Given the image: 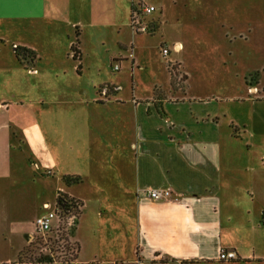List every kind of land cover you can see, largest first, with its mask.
<instances>
[{"label": "crops", "instance_id": "crops-1", "mask_svg": "<svg viewBox=\"0 0 264 264\" xmlns=\"http://www.w3.org/2000/svg\"><path fill=\"white\" fill-rule=\"evenodd\" d=\"M179 4L191 6L194 19L218 18V51L248 42L254 32L238 27L243 0L173 3ZM155 9L157 18H143L150 32L135 33L132 0H0V264H24L21 253L35 238L41 209L22 205L21 185L40 187L41 180L54 189V203L45 199L44 208L59 192L82 207L71 238L77 258L57 264H264V70L252 71L260 87L247 108L234 106L245 105L244 98L194 91L186 59L192 35H185L181 16L167 29L164 11ZM152 39L164 79L150 69ZM104 46L106 59L99 55ZM162 46L170 48L168 58ZM168 63L186 76L182 89L173 86ZM144 74L153 76L149 92L141 89ZM40 82L48 89L41 102L46 165L29 156L25 179L11 100L24 87L36 92ZM96 172L108 179V187L94 184L109 200H98L90 224L87 199L72 189ZM65 177L80 182L68 185ZM149 190H170L172 197L154 201ZM221 250L236 259L220 261Z\"/></svg>", "mask_w": 264, "mask_h": 264}, {"label": "rangeland", "instance_id": "rangeland-1", "mask_svg": "<svg viewBox=\"0 0 264 264\" xmlns=\"http://www.w3.org/2000/svg\"><path fill=\"white\" fill-rule=\"evenodd\" d=\"M142 1L145 5L152 4L158 9L162 8L165 20L168 24L167 29L176 26V17H182L180 23H182L183 29L185 28V35H192V44L186 52V59L190 62V65H192V89L194 91L224 93L232 97H238L239 100H241L240 98H244L246 101L245 105L237 103L234 106H245V108H247L250 104L247 98H252L255 93V90L252 89L264 85V76L260 85H258L259 80L256 74L252 72L260 70L263 74L262 70H264V0H243L241 9L244 11V18L239 21L238 27L244 29L247 26H251L254 32L250 36L248 42H236L232 46H229L233 48L229 52L223 49L218 51V47L216 48V45H214L216 43V29H218L215 26V22L218 18L212 22L210 19H194V17H192L193 12L190 13L191 6L188 10L184 9L181 4L173 5L175 0ZM134 2H137V0H134ZM157 15H159V12L146 17L150 19L157 18ZM180 37L185 39L184 33H181ZM114 38H116V36H114ZM148 42L152 45L147 55L150 62V69H152V75L160 76L164 79L165 71L161 63V56L157 50L158 41L152 39ZM108 47L109 46L101 47L99 52L101 58H108L109 54L106 53ZM115 49L120 51L117 46H115ZM92 57L96 58L97 56L93 54ZM111 75L117 76L118 74L111 73ZM76 77H78L77 74ZM151 79L146 74L143 75V86L141 89L144 92H149L152 86ZM172 80H174L173 86L176 89H182L186 81V76L183 74L180 75L177 69H175L174 74L172 72ZM125 82L126 88L129 90V81ZM84 85H88L86 80ZM16 94V98L11 100L13 103L11 105V118L16 128H20L22 134L23 144L21 145L22 152L19 165L22 170V177L26 179L30 177L31 174L28 163L25 162L29 160V156L39 162L42 167L46 165L44 134L46 108L41 102L48 99V89L44 83L40 82L38 83L36 92L31 89L29 92L28 88L24 87L16 91ZM104 120L106 119L104 118ZM105 134L107 135L108 131H105ZM105 138H107V136ZM245 138H247V136H245ZM100 175L99 172L91 173L84 185L72 189L73 193L76 195H83L87 199L90 206V215L87 217V220L90 224L94 222V217L92 215L95 214V205L98 200L100 198L103 199V197L107 201L109 200L108 195H99L98 189L94 184L100 182L103 187H108L107 178H96V176L98 177ZM37 184H40L42 187L34 186L33 184H29L30 186L28 184L21 185V202L25 208H29L31 211L35 209L39 210L40 208V216L44 217L54 208L52 205L51 209L47 210L41 206L42 201L45 199L54 203L53 182L41 180ZM106 221L107 220L104 219L101 222L103 224ZM61 258L63 259V257Z\"/></svg>", "mask_w": 264, "mask_h": 264}, {"label": "built area", "instance_id": "built-area-1", "mask_svg": "<svg viewBox=\"0 0 264 264\" xmlns=\"http://www.w3.org/2000/svg\"><path fill=\"white\" fill-rule=\"evenodd\" d=\"M156 11L154 6H148L140 2H136V12L132 13L131 26L135 33H149L150 25L143 21L145 16L151 15ZM180 49L181 47H177ZM170 48L166 46L161 47V54L164 58H168L170 55ZM132 57V55H130ZM171 71L175 69V65L168 63ZM114 71H118L120 66L116 64L114 66ZM120 89V88H117ZM110 89L104 88L102 93L106 95ZM257 91L256 89H254ZM146 196L154 201L168 200L172 197L170 190H149L146 192ZM50 210V207H46ZM80 202L66 197L65 194L59 192L54 205L53 210H51L48 215L44 217H39L35 221V237H52V234H61L63 232H68L72 227L78 222L81 213ZM55 220L57 225L52 227V221ZM48 251V250H46ZM236 259L235 252L221 250L219 255V260L223 262L233 261ZM63 262V261H60ZM59 262V263H60Z\"/></svg>", "mask_w": 264, "mask_h": 264}, {"label": "trees", "instance_id": "trees-1", "mask_svg": "<svg viewBox=\"0 0 264 264\" xmlns=\"http://www.w3.org/2000/svg\"><path fill=\"white\" fill-rule=\"evenodd\" d=\"M134 12H136V2L132 0V13ZM78 45L79 41L77 40L72 48L74 58L79 54L77 49ZM17 56L19 58L21 55L17 53ZM34 58L35 56L30 54V59ZM64 181L68 185L78 184L80 178L65 177ZM77 223L70 231L63 232L60 235L54 233L52 237H35L21 253V262L24 264H57L60 261H74L77 258L79 247L77 244L72 243L71 238L73 237ZM61 257H63V259Z\"/></svg>", "mask_w": 264, "mask_h": 264}]
</instances>
